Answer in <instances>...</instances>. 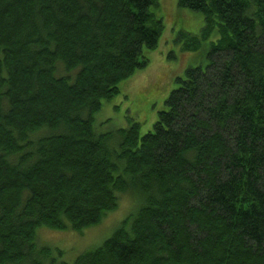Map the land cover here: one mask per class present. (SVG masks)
Wrapping results in <instances>:
<instances>
[{
  "label": "trees",
  "instance_id": "16d2710c",
  "mask_svg": "<svg viewBox=\"0 0 264 264\" xmlns=\"http://www.w3.org/2000/svg\"><path fill=\"white\" fill-rule=\"evenodd\" d=\"M157 5L0 0V264H57L39 228L83 232L125 194L113 233L61 264H264V0H179L205 20L186 50L219 34L208 64L152 131L98 132L159 46Z\"/></svg>",
  "mask_w": 264,
  "mask_h": 264
},
{
  "label": "rangeland",
  "instance_id": "374dc122",
  "mask_svg": "<svg viewBox=\"0 0 264 264\" xmlns=\"http://www.w3.org/2000/svg\"><path fill=\"white\" fill-rule=\"evenodd\" d=\"M153 11L162 20L163 26L158 48L145 50L148 65L124 80L120 84V93L105 102L96 115L98 132L113 135L108 141L110 147L116 143L119 131L134 123L141 125V135L152 131L159 113L167 109L168 97L179 86V79L186 78L190 68L205 67L208 64L209 45L219 38L215 31L201 49L186 50L189 37L193 40L202 32L204 15L180 7L179 0H158ZM134 203L131 195H123L115 211L109 213L99 225L83 232L40 227L37 244L49 248L57 264L73 263L85 250L103 243L132 212Z\"/></svg>",
  "mask_w": 264,
  "mask_h": 264
}]
</instances>
